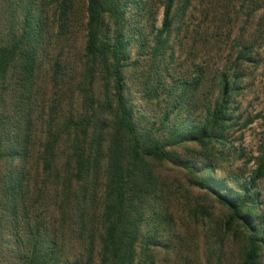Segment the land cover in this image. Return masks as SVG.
Here are the masks:
<instances>
[{"label":"trees","instance_id":"trees-1","mask_svg":"<svg viewBox=\"0 0 264 264\" xmlns=\"http://www.w3.org/2000/svg\"><path fill=\"white\" fill-rule=\"evenodd\" d=\"M177 1L161 0L156 28L152 0H0V264H192L175 234L182 194L167 165L227 209L222 229L238 238L239 264H262L264 148L243 181L214 164L239 125L242 75L178 73L172 37L189 0ZM128 74L158 116L138 108ZM191 145L206 161L182 155ZM202 256L216 264L213 249Z\"/></svg>","mask_w":264,"mask_h":264},{"label":"rangeland","instance_id":"rangeland-1","mask_svg":"<svg viewBox=\"0 0 264 264\" xmlns=\"http://www.w3.org/2000/svg\"><path fill=\"white\" fill-rule=\"evenodd\" d=\"M152 1L158 5L153 24L159 28L163 7L161 0ZM184 2L186 0H178L175 8H180ZM188 5L187 15L179 22L172 37L178 73H193L202 67L209 70V76L214 71L234 70L242 75L240 88L233 98L239 125L234 128L224 155L217 153L214 157V164L217 176L243 181L256 169V159L264 148V0H189ZM83 43L82 34L73 38L68 52L70 58L78 56ZM244 54V59H239ZM127 81L138 108L149 116H158L161 110L155 103L141 99L135 76L128 74ZM180 152L194 163L206 161L202 155L204 152L196 146H188L187 151ZM161 172L169 184L182 194L177 199L179 205L172 207L176 218L175 234L183 237V244L188 246L192 244V237L195 240L199 235L208 237L207 242H198L190 249L187 246L189 262L201 263L202 255L213 249L216 264H239L238 238L233 232L226 234L222 229L227 220V209L190 183V178L181 169L167 165ZM259 188L264 215V179ZM187 204L193 209L200 205L210 212V217L204 222L190 217L189 207H185ZM164 260L168 264L176 263L173 257L166 256Z\"/></svg>","mask_w":264,"mask_h":264}]
</instances>
